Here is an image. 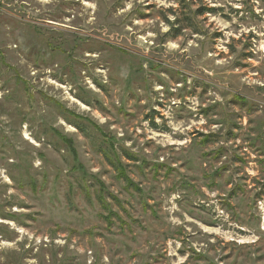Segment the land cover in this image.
<instances>
[{
  "label": "rangeland",
  "instance_id": "374dc122",
  "mask_svg": "<svg viewBox=\"0 0 264 264\" xmlns=\"http://www.w3.org/2000/svg\"><path fill=\"white\" fill-rule=\"evenodd\" d=\"M0 264H264V0H0Z\"/></svg>",
  "mask_w": 264,
  "mask_h": 264
},
{
  "label": "bare ground",
  "instance_id": "6f19581e",
  "mask_svg": "<svg viewBox=\"0 0 264 264\" xmlns=\"http://www.w3.org/2000/svg\"><path fill=\"white\" fill-rule=\"evenodd\" d=\"M25 139L28 140V141L30 140L29 136L27 134H25Z\"/></svg>",
  "mask_w": 264,
  "mask_h": 264
}]
</instances>
